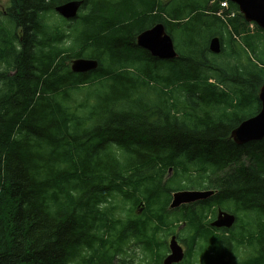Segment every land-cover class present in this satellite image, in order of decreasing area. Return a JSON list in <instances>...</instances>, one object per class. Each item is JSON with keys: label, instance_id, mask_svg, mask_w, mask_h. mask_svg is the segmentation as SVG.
Instances as JSON below:
<instances>
[{"label": "trees", "instance_id": "obj_1", "mask_svg": "<svg viewBox=\"0 0 264 264\" xmlns=\"http://www.w3.org/2000/svg\"><path fill=\"white\" fill-rule=\"evenodd\" d=\"M7 1L0 264H161L175 226L178 264H264V139L231 138L260 111L264 31L230 2L80 0L66 21L72 0ZM157 24L176 58L137 46ZM77 58L98 67L74 73ZM183 190L216 193L170 210ZM218 209L232 229L211 225Z\"/></svg>", "mask_w": 264, "mask_h": 264}, {"label": "water", "instance_id": "obj_2", "mask_svg": "<svg viewBox=\"0 0 264 264\" xmlns=\"http://www.w3.org/2000/svg\"><path fill=\"white\" fill-rule=\"evenodd\" d=\"M237 6L239 13L247 23H254L264 30V0H228ZM81 2L69 1L55 8V12L64 19L76 17ZM137 46L146 50L151 56L159 60H170L176 58L172 38L166 34L162 24L156 25L152 29L142 32L137 38ZM209 51L213 54L220 53V43L218 38H213L209 42ZM97 68L96 62L84 59L74 60L71 70L74 73H87ZM258 100L260 111L253 117L243 121L231 132V138L237 145H244L251 142H259L264 139V84L259 90ZM215 191H180L172 194L171 208H176L182 204H189L198 200H204L213 196ZM235 222V216L218 212L216 220L212 223L215 228L229 229ZM170 254L163 264L178 263L183 257L182 250L174 237L169 242Z\"/></svg>", "mask_w": 264, "mask_h": 264}, {"label": "rangeland", "instance_id": "obj_3", "mask_svg": "<svg viewBox=\"0 0 264 264\" xmlns=\"http://www.w3.org/2000/svg\"><path fill=\"white\" fill-rule=\"evenodd\" d=\"M7 7H8V1L7 0H0V13L3 15V14H5V10L7 9ZM214 37H217V36H214ZM214 37H212V38H214ZM211 38V39H212ZM210 39V40H211ZM210 40H209V42H210ZM93 99V98H92ZM142 214V213H141ZM182 226H175V228L174 229H176V231H177V233H180L181 232V230H182ZM220 229H222V228H220ZM165 230V229H164ZM177 233H175V234H177ZM180 246H182V244H179ZM183 247V246H182ZM156 254V253H155ZM137 255L138 256H141L140 255V248L139 247H137Z\"/></svg>", "mask_w": 264, "mask_h": 264}, {"label": "bare ground", "instance_id": "obj_4", "mask_svg": "<svg viewBox=\"0 0 264 264\" xmlns=\"http://www.w3.org/2000/svg\"><path fill=\"white\" fill-rule=\"evenodd\" d=\"M197 11H198V10H197ZM229 15H230V13H229ZM230 16H231V15H230ZM226 17H227V16H226ZM232 17H233V16H232ZM225 19H226V18H225ZM227 20H228V19H227ZM69 21H70V20H69ZM228 23H229V22H228ZM228 23H227V24H228ZM157 25H159V24H157ZM155 26H156V25H155ZM155 26H153V27H155ZM153 27H152V28H153ZM152 28H150V29H152ZM261 33H262V32H261ZM166 34H167V33H166ZM167 35H168V34H167ZM198 39H199V38H198ZM92 61H94V60H92ZM94 62H96V65H97V67H98V63H97V61H94Z\"/></svg>", "mask_w": 264, "mask_h": 264}]
</instances>
